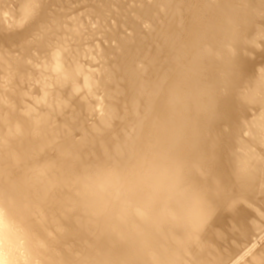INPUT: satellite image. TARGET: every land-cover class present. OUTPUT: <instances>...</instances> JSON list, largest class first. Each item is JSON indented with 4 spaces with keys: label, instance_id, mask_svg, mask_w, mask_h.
<instances>
[{
    "label": "bare ground",
    "instance_id": "obj_1",
    "mask_svg": "<svg viewBox=\"0 0 264 264\" xmlns=\"http://www.w3.org/2000/svg\"><path fill=\"white\" fill-rule=\"evenodd\" d=\"M70 1L0 0V264H231L240 255L239 251L246 252L240 250L238 237L246 235L245 241H251L264 227V62L257 63L258 58L264 55V49L255 52L259 44L264 47V27L256 30L259 33L257 39L249 40L246 47L241 45L244 34L264 21V0H246L244 4H240L242 0H209V10L202 7V0H168L176 6L197 9L194 19L187 23L190 28L188 41L175 43H178L175 53L180 56L175 67L183 66L176 69L183 75L187 90L192 84L188 92L194 101L204 94V99H207L201 109L203 115L190 117L185 125L175 124L168 115L164 118L165 114L158 117V125L154 128H180L185 135L190 134L192 142L189 145L177 142L171 165L159 168L153 181L148 176L131 180L125 198L127 202L121 208L112 207L110 200L125 176L123 165L118 169L113 167L116 165L112 159L113 149L108 151L112 165L103 163L98 157L94 160L96 167L93 172L76 174L71 182L66 181L57 189L52 188L50 178L25 180L23 176L25 170L21 162L30 161L26 162L27 170L35 161L32 156L36 143L53 139L54 132L47 126V121L55 107L61 108L60 100L55 107L50 104L43 111L33 107L35 89L31 90L30 86L29 94L20 96L24 79H34L25 55L30 49L55 51L74 41L82 43L79 42L80 37L86 32L77 34L70 30L71 21L63 22L66 12L62 8L69 7ZM75 1L73 6L83 7L81 2L86 0L78 1L82 6ZM117 1L121 6L124 3V0ZM129 2L125 0L128 6ZM254 2L260 4L262 12H250L255 9ZM109 5L110 0H105L100 1L97 7L91 6L93 13L87 9L90 11L87 14L99 16L101 20L98 23L94 18L90 21L96 23H90H101L100 27H103L107 17L117 19L118 15L122 17L125 14L119 10L115 16ZM239 8L241 11L237 13ZM77 13L75 17L80 11ZM144 13L139 12L138 16ZM159 15V18L157 15L153 18V33L160 37L174 33L176 15L171 18ZM84 21L75 19L72 22L80 23L77 28L83 30L88 24ZM126 21L128 26L136 23L133 18ZM202 22L207 23L210 29L203 27ZM219 24L222 30L215 33ZM63 26L68 30L62 31ZM105 26L110 28L111 25ZM112 27L113 32L117 30L114 25ZM96 28L98 26L94 27V32ZM100 33L95 34L98 36ZM105 38L99 42L107 41ZM106 41L103 44L106 45ZM78 43L77 48L80 47ZM10 46L17 47L18 54L22 56H15ZM94 53L91 55L97 54ZM79 57L78 50L77 56L66 64L68 74L58 83L59 86L88 75ZM258 64L263 67L258 68ZM156 90L158 92L147 101L157 107L162 105V94L165 97L171 93L167 85L159 84ZM47 92V89H41L45 96ZM60 94V91H55L52 96L57 98ZM219 94H226L219 101L223 105L221 117L233 123L236 116H229L227 112L243 107L245 112L237 116L240 120L245 116L251 119L245 122L244 129L236 130L233 135L230 129H219L215 120L213 109L216 103L213 98L217 99ZM153 116L154 112L149 113L144 106L140 119L135 123L148 118L150 121ZM246 134L247 140H241ZM150 136L147 130L139 134L141 142L145 143H150ZM163 136L159 144L163 146L161 155L164 157L171 144L162 139ZM222 138L227 141L223 145L227 146L226 152L231 153L230 156L213 154L212 143ZM75 150L82 158L87 156L83 144L76 145ZM222 157L225 161L221 160ZM122 160H126L125 155ZM194 172L199 173L195 178L192 177ZM113 179L117 183H111ZM192 179H195L194 184ZM105 180L110 184L101 195ZM35 181H40L41 186H36ZM27 193L28 198L25 199ZM42 195L51 209L39 219L34 209L36 211L38 205L36 198ZM25 201L30 202V210L25 207ZM256 216L260 222L254 223L251 219H257ZM22 217L36 220V228L18 221ZM38 226H42L44 237L38 233ZM39 246L46 248L33 251ZM263 247H257L261 248L257 252L252 249L255 255L248 250L246 254L252 255L250 260L247 261L245 254L246 262H243V256L239 260H243L242 264H264Z\"/></svg>",
    "mask_w": 264,
    "mask_h": 264
},
{
    "label": "rangeland",
    "instance_id": "obj_2",
    "mask_svg": "<svg viewBox=\"0 0 264 264\" xmlns=\"http://www.w3.org/2000/svg\"><path fill=\"white\" fill-rule=\"evenodd\" d=\"M71 1L70 5L72 6V9L74 7L75 13L78 11H80V13L82 11V13H79V15L75 17L78 13L75 14L74 10L69 9V7L71 8L70 5L69 7L62 8L66 12L63 22L69 23L71 21L69 25L70 30L76 31L77 34L86 32V34L83 35H87V37H80L79 40V42L82 41L83 44L80 42V45L78 41H76V43L74 41L75 44L73 42H71L73 44H70L74 45L73 47L66 45L62 50L55 51L48 50L39 52L36 49H30L25 55L28 66H31V70H33L34 79H24V83L22 82L21 84H24L21 88L23 92L20 96L23 97L25 93L29 94L28 88L30 86L31 90L35 89L34 98L36 104L33 101V107L43 111L47 105L53 104L55 107L56 102L60 100L61 105L59 107L61 108L55 107L54 113L47 121V126L50 129H53V139H51L50 142L36 143V148L33 150L35 156H32V159L35 161L34 163H31L32 166L27 170L26 162L30 161L23 160L21 162V165L25 170V172L23 171V176L25 180H29L32 177L35 180H45L46 178H50L51 183H53L52 188L57 189L59 185L64 184V182H71L76 174L83 175L86 171L93 172L96 167L94 160L98 157L100 160H103V163L112 165V163L109 162L108 151L113 149L114 154L112 155V159L116 162V165H113V167L116 166L115 168L118 169L123 165L125 169L122 172L125 176L123 178L124 181H120L118 191L115 195L111 196L110 200L112 207L121 208L122 205L127 202L125 198L127 197V190L131 180H138L148 176L149 179L153 181L154 175L159 168L164 165H171L175 153V144L183 141L189 145L192 142L189 137L190 134L185 135V131L180 128L174 129L169 126L168 127L172 130H167L163 127H161L160 130H157L159 126L154 128L158 125L156 122L158 117L165 114L164 118L168 115L175 124L178 122L181 125H185L190 117L197 118L198 116L203 115L201 109L204 107L203 102L207 99H204L206 95L203 92L204 95H201L202 97H198L194 101L193 96L188 92L192 87V84L188 85L187 90V86L184 85V82L182 81L183 75L179 73L178 69H176L182 68L183 66L178 65V67H175V62L180 57L175 53V46L178 44L175 43L179 40L180 42L188 41L190 28L187 27V23L194 19L197 9L195 7H186L185 5L176 6L174 2L171 3L168 0H128L130 1L129 6L126 4L128 2L125 3L124 0L123 7L121 4H119L120 6L117 4L119 3L118 1L115 2L116 0H110V11L115 15L118 12L120 13L119 10H123L121 11V14L125 12L126 16L125 14H122L125 16H122V18L117 14L118 16L115 15L117 16V19L116 17L113 19L112 16L107 17L106 21L103 23V27H100L101 23L99 25H94L98 22L99 16H93V14L91 16L87 14L90 12H87V9L91 10V13H93L91 8L94 6L97 7L96 5H100V1L105 0H94V3L93 0H90L91 2H88L90 6L87 3L88 0H84L85 2H81L83 3V7L73 6L72 3L74 0L72 3ZM76 1L75 4L78 6L81 5L78 4L81 0ZM208 2L209 0H202V7L206 10H209ZM245 2L246 0H242L240 4H244ZM91 3L94 5L92 6ZM87 5L88 8H85ZM259 5L260 4L257 2H254L253 7H255V9L250 12H262V8L259 7ZM66 8L67 11L65 10ZM240 11L239 8L237 13ZM126 12H128L129 15H127ZM139 12L145 13L138 16ZM159 13L167 18L176 15L177 23L174 29L175 32L173 31L174 33L163 35L162 37L156 32L153 33L154 30L151 29L153 18H155L156 15L157 18H159ZM72 18L73 20H85L84 23L87 21L86 23L88 24L86 25H89L88 27L91 26L90 29H87V26L83 29L84 31L82 28H77L80 23L72 22ZM94 18L96 22L93 20V22L90 21ZM127 18H133L136 22L134 26H128L129 23L125 24L127 23ZM123 21L125 22L123 23ZM90 22L95 23L92 24ZM99 22H101V20H99ZM89 23L94 27L98 26L99 29L96 28V31L94 32V27ZM105 25L111 26L109 28ZM112 25L115 26V29L117 28L114 32L112 30V28H114ZM201 25L210 29L205 22H202ZM263 27L264 21H261L260 24L258 23V27H254L246 32L241 40L242 48L247 46L249 40L257 39L259 33H257L256 30ZM92 28L93 33L91 32ZM107 28H109V30ZM30 30L32 31L33 28L30 27ZM66 30H68V28L63 26L62 31ZM221 30L222 27L221 24H219L215 33H218ZM90 32L94 36H92ZM98 32H101L102 34L100 33L97 36L96 34ZM103 32L107 34L108 38L107 36L106 38L104 37L106 34ZM103 37L108 41L105 40L107 42L106 45L103 44L105 41L101 42L102 44L99 42L100 40H104ZM83 40H87V42L84 43ZM77 43L78 46H80L79 48L76 46ZM193 46L194 44H192V47ZM262 48L264 49L263 45L259 44V49L255 52L258 53L263 51ZM10 49L15 56H22L18 54L17 47L10 46ZM78 50L80 54L79 58L81 60L80 63L86 67L85 69L88 72V75L78 77L75 81L65 82L59 86L58 83L68 74L66 64L72 58L77 56ZM92 52L97 54L91 55ZM96 56H99L100 58H97ZM218 56L222 58L223 54H219ZM263 56L264 55H261V57L258 58L259 60H257V63H261L262 60L264 62ZM261 64H258L257 67L260 68L264 66V63L262 64L263 66H261ZM159 84L167 85L171 94L170 96L165 97L162 94V105L156 107L154 104L149 103L147 99L158 92L156 88ZM41 89H47L49 91L47 92L48 95L45 96L42 94ZM55 91H60L61 93L57 98H53L52 96V94L55 95ZM138 91L142 93L137 94ZM225 97L226 94H219V96L216 97L217 99L213 98V101L216 103L213 111L216 115L215 120L217 124H219V129H230L232 131L231 134L233 135L236 130L244 129L245 122H250L251 119H247L246 116L242 117L243 120L239 119L240 117L237 115H243L245 112L243 107H236L233 111L229 110L227 112V115L229 116H236L233 123L232 121L225 120V118L221 117L219 114L220 111L223 110V105L219 101ZM144 106H147L149 113L154 112L153 119L149 121L148 118L137 124L135 121L140 119V114L144 109ZM237 118L238 120H236ZM143 130H147L151 134L150 143L141 142L139 134ZM162 135H164L162 139L169 141L171 144L170 150L165 153L166 156L164 157L161 155L163 146L162 144H159ZM246 137L247 134L246 136L244 135L241 140H247L248 137ZM218 141L219 142L212 143L214 156L219 154L228 155L229 153L226 152L227 146L223 145L227 141H225L224 138ZM78 144L84 145V148L87 151L86 157L82 158L81 155L76 152L75 146ZM124 155L126 156V160H122V156ZM154 157H158V159L153 160ZM27 159H29V157ZM223 159H225L224 157H222L221 160L225 161ZM227 163L228 162L225 164ZM198 174L199 173L196 174L194 172L192 177L195 178ZM110 182L117 183L114 179L110 180ZM35 183L36 186L39 187L42 184L40 181H35ZM104 183H106V180L103 184ZM191 183L194 184L195 179H192ZM107 184L110 183H106L102 187L101 195L104 194L107 189ZM30 188L33 190L32 187ZM50 191H52V189ZM27 198L28 193L25 196V199ZM36 200L35 201L38 205L36 206V211L34 209V212H36L37 218L40 219L43 215L50 212L51 206L44 195L39 198L37 197ZM27 201H25V207H29L28 210H30L31 206L28 204L30 202ZM255 218H257H253L255 221L253 219L251 220L252 222L257 223L260 218L259 216H256ZM18 221H21L26 226L30 225L35 228L37 226V221L28 217H22ZM41 227L42 226H38V229L40 230L38 233L42 234L44 237L45 232L42 231ZM262 229L264 230V227ZM263 230L261 232L262 235L260 232H256L255 234L261 236L258 237V235H255L254 239H251V241H245V234V236L241 235V237H238V239L241 240L240 247L242 248H240V250L242 249L246 252L239 251L238 254L240 255L237 256L231 264H242L243 260L239 259L242 258L243 254L246 256L249 253V250L252 251L250 252L252 255H255L257 250L261 249L257 247H263L262 244L264 245V240L260 241V239L264 238ZM252 240H256L254 241L256 244H253L254 242ZM259 241L263 242L260 243ZM43 245L46 246L44 242ZM45 248L46 247H44V249ZM44 249L42 246H39L38 249L36 247L33 251H44ZM252 249H255L256 252H253ZM251 254L247 255L248 257L246 256L248 258L247 261L251 259ZM242 259H244L243 262H246L245 257Z\"/></svg>",
    "mask_w": 264,
    "mask_h": 264
}]
</instances>
